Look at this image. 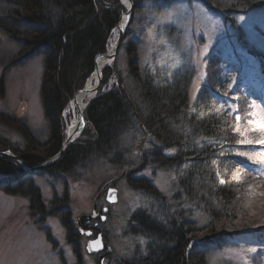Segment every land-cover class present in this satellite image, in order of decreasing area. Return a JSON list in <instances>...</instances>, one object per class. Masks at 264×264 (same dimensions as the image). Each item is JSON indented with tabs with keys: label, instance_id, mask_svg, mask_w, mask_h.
Instances as JSON below:
<instances>
[{
	"label": "rangeland",
	"instance_id": "rangeland-1",
	"mask_svg": "<svg viewBox=\"0 0 264 264\" xmlns=\"http://www.w3.org/2000/svg\"><path fill=\"white\" fill-rule=\"evenodd\" d=\"M119 2L123 12L117 25L130 7L127 0V7L123 0ZM133 3L131 0V9L116 54L108 60L105 67L114 65V69L125 76L126 56L124 46L120 45L121 42L124 44L132 41L135 46L133 58L139 67L148 62L154 53V46H163L167 50L171 48L172 64L190 65L193 78L188 92L189 100L196 95L200 84L209 79L207 58L213 52L221 55L220 59L227 62L220 65V73L221 77L229 78L230 91H235V80L245 83L244 86L241 85L239 102L236 95L228 96L231 101L228 110L236 112V121L242 123L239 125L243 137H248L244 144L249 146L241 150V154L239 151L236 154L244 157L243 160L247 161V164L244 167L236 166L232 171L233 178L247 189V195L241 196V200L237 199L236 206L232 209L234 217L225 225L219 224L220 226L216 227L219 235L216 234L212 239L230 233L264 229V197L248 193L249 186L253 192H264V176L261 175L264 172V143L261 142L264 141V79L259 77V73L255 74L253 68L259 59L264 61V10L233 12L232 22L223 18L203 0H156L157 5H154L153 1L143 0L141 3L137 2L139 8L135 9ZM4 4L5 0H0V11ZM159 24L171 26L173 35L170 38H161L154 33V26ZM117 25L109 34L103 54L110 52L116 43L119 34ZM105 67L101 71V80L96 91L91 93L89 99L86 97L82 114L83 126L72 141L74 143L86 141L93 134L92 124L86 119L88 102L99 89L110 88L115 83L112 77H109V80L106 78L105 82ZM43 69L42 54L26 58L19 43L0 28V141H5L9 146L8 150L2 152L19 158L14 154V150L18 151L24 146V131L36 141V148L31 154L42 157L40 163L28 164L33 168H28L9 157L17 164L18 169L13 175L10 174L11 184L8 189L0 188V264H128L131 260L140 259L145 253L147 243L141 235L135 234L136 226L130 224L129 220L133 214L149 213V208L158 204L163 209L170 204L174 209L177 202L173 199L178 191L173 174L167 170L142 167L140 155L154 146L151 135L145 134L147 128L141 126L142 123H136V126L134 123L133 127L120 135L116 144L121 162L101 157L96 161L91 159L89 163L82 164L81 168L73 169V173L49 169L60 156L51 164L50 160L54 155L44 157L54 135L52 130L55 128L44 117L40 94ZM240 70L248 72L243 74ZM90 78L93 79L94 75ZM102 82L105 84L101 85ZM86 84L87 81L82 90ZM75 95L68 100L59 116L60 125L57 132L62 136L61 147L71 123L73 112L70 104ZM243 101L248 102L244 108L240 107ZM46 163L48 165L42 166ZM41 166L42 168H37ZM3 176L0 174V179ZM132 179L147 180L166 204H162L160 199V202L154 201L150 207L151 197L136 189L133 184L136 181L133 182ZM30 183L39 188L46 210L56 206L54 215L44 216L29 210L25 189ZM106 183H109L107 188L116 191V201L113 203L106 202L107 189L103 190ZM95 205L102 220L96 219L85 224L94 225V228L100 227L103 233L101 237L105 239L106 248L109 249L108 252L104 249L96 254L89 253L86 248L88 242L96 238L80 231L85 230L81 220L93 215ZM183 206L187 207L188 204ZM61 216L66 217L71 224L72 234L77 233V236L68 238V229L62 223ZM191 216L196 217L197 229L207 222V216L202 213H191ZM194 236L192 242L201 243L206 235L198 231ZM247 245L249 244L241 240L215 242L210 245L214 251L209 255V264H221L222 261L225 264L246 263L245 254L249 255L257 247L252 245L248 248ZM258 247L264 254V247Z\"/></svg>",
	"mask_w": 264,
	"mask_h": 264
},
{
	"label": "trees",
	"instance_id": "trees-1",
	"mask_svg": "<svg viewBox=\"0 0 264 264\" xmlns=\"http://www.w3.org/2000/svg\"><path fill=\"white\" fill-rule=\"evenodd\" d=\"M141 1L133 0L134 9L139 8L137 2ZM150 1L157 5L156 0ZM203 1L232 22L233 12L264 10V0ZM122 12L119 0H5L0 11V28L19 43L26 58L44 56L40 94L44 117L55 128L44 157L59 151L62 138L57 132L59 116L68 100L82 90L94 73V61L105 52L109 34ZM153 32L161 38L173 35V29L168 25H155ZM120 46H124L126 56L125 76L117 72L114 65L105 67V82L112 77L115 83L110 88L99 89L86 107V119L92 124L93 134L86 141L69 144L49 169L72 172L91 159L96 161L101 157L121 162L116 144L120 135L134 123L135 126L142 123L154 146L141 151V165L173 174L178 191L173 200L177 204L174 209L170 204L164 209L158 204L148 207L149 213L131 216L129 222L136 226L135 234L141 235L147 245L144 255L128 264H209V255L214 251L210 245L221 240H241L249 244L248 248L257 246L249 255L245 254L246 263L243 264H264V254L258 247H264V229L212 239L219 235L216 227L234 217L232 209L237 199L247 195V189L233 178L232 171L236 166L247 164L244 157L236 154L249 146L244 144L248 137H243L236 112L228 110L231 102L228 96L236 95L239 102L241 85L245 83L235 80V91H230L229 78L221 77L220 73V65L227 62L213 52L214 58L212 55L207 58L210 82L201 83L196 95L189 100L193 70L188 64H172L171 48L154 46L153 55L139 67L133 58V42H121ZM253 68L255 74L259 73L264 79V61L259 59ZM247 103L243 101L240 107L244 108ZM22 133L24 146L14 150V154L24 163H40L42 157L31 154L36 141L24 131ZM8 149L6 142L0 141V152ZM16 169L17 164L12 159L0 156V174L5 175L0 179V188L8 189L10 174L13 175ZM132 181H136L133 183L136 189L151 197L150 207L160 199L166 204L147 180V183L145 179ZM27 186L25 195L29 210L44 216L54 215L56 206L46 210L39 188L31 183ZM185 203L187 207L183 206ZM191 213L207 216L206 224L197 229L196 217ZM61 221L68 229V238L77 236V233L72 234L66 217L61 216ZM198 231L206 235L203 243L192 242ZM221 264L225 263L222 261Z\"/></svg>",
	"mask_w": 264,
	"mask_h": 264
},
{
	"label": "water",
	"instance_id": "water-1",
	"mask_svg": "<svg viewBox=\"0 0 264 264\" xmlns=\"http://www.w3.org/2000/svg\"><path fill=\"white\" fill-rule=\"evenodd\" d=\"M127 2L129 3L130 7L127 8L126 13L124 14L125 17H128L129 12H130V9H131V0H127ZM120 21H121V20H120ZM120 21H119V23H118V25H117V27H118V29H119V30H118V31H119V34H118V37H117L116 43H115L114 46H113V49L109 52L108 55H107L106 53H105V54H102V55L98 56V57L95 59V61H94V70H95V72H96V79H95L94 86H93V88H92L93 91H96V89H97V87H98V85H99V83H100V80H101V70H99V69H98V66H97V61H98V59H100V58H102V57H105V56L109 57V59H110L111 57H114V55L116 54V51H117V49H118V46H119V44H120V41H121V39H122V35H123V31H124V26H121V25H120ZM124 25H125V24H124ZM80 92H85V88H84L83 90H81ZM80 92H78V93L75 95L74 99H76L77 95H78ZM79 120L82 121V113H80V112H79ZM74 139H75V137L72 138L71 135H68V136L66 137L65 141H64L63 144H62V147L59 149V151H58V152L53 156V158L50 160V164L53 163V162L55 161V159H56L58 156H60V154L63 152V150H64V149H65V148H66V147H67V146H68V145H69ZM0 156L11 157V158H13L14 160H16L17 162H20L21 164L27 166L28 168H33L32 166H29L28 164L23 163L22 160H20L19 158H17L16 156H14V155H12V154H10V153H8V152H0ZM46 165H48V163H46L45 165H42V166H46ZM42 166H41V167H37V168H42ZM108 184H109V183H106L105 186L103 187V189H107L106 202H108V203H113V202L116 201V197H115L116 191H115V189H113V188H107ZM103 211L105 212L106 209H103ZM88 234H89V233H88ZM95 241H98V243H95V244H94L93 242H95ZM102 244H103V243L101 242V236L99 235L96 239H94V240H90V241L88 242V245H87L86 248H87V250H88L89 253H96V252H98V251L102 248ZM108 250H109V249L107 248V251H106V252H108Z\"/></svg>",
	"mask_w": 264,
	"mask_h": 264
},
{
	"label": "bare ground",
	"instance_id": "bare-ground-1",
	"mask_svg": "<svg viewBox=\"0 0 264 264\" xmlns=\"http://www.w3.org/2000/svg\"><path fill=\"white\" fill-rule=\"evenodd\" d=\"M125 7L128 6L126 0H123ZM126 22L125 16L122 17L121 21H120V25L124 26ZM107 55L109 54L106 53ZM109 60V57L105 56L102 57L100 59H98L97 61V66L98 69L102 71V69L107 65V62ZM94 75V80L92 78H88L87 79V84L85 86V92H80L76 99L71 100V110L73 112L72 114V119H71V123L69 124L68 128H67V136L71 135L72 138L76 137L77 134L79 133V131L82 129L83 126V120H79V112L80 113H84V108H85V103H86V97H88V99L90 98L91 93L93 92L92 88L94 86L95 83V79H96V72L94 70V73L92 74Z\"/></svg>",
	"mask_w": 264,
	"mask_h": 264
},
{
	"label": "flooded vegetation",
	"instance_id": "flooded-vegetation-1",
	"mask_svg": "<svg viewBox=\"0 0 264 264\" xmlns=\"http://www.w3.org/2000/svg\"><path fill=\"white\" fill-rule=\"evenodd\" d=\"M95 208L96 209L93 211V213H92L93 215L92 216H87V217L83 218V220H81L80 223H82L81 225L85 227V230L80 229V231H81V233H84V234L87 233L88 231H90L91 233H90L89 237H95V238H97L99 235L101 236V233H102V230H100V227L97 228V226H96V228H94V225L93 226H86V224H88L89 221L90 222L91 221H95L96 219L97 220L99 219L100 221L102 220V216H98L99 211H98V208H97L96 205H95ZM94 224L97 225V223H94ZM101 242L103 243L102 244V248L97 253H101V252H103L104 249L105 250L107 249L106 248L107 245H106L105 239H103V237H101ZM101 255L103 256V253Z\"/></svg>",
	"mask_w": 264,
	"mask_h": 264
},
{
	"label": "snow or ice",
	"instance_id": "snow-or-ice-1",
	"mask_svg": "<svg viewBox=\"0 0 264 264\" xmlns=\"http://www.w3.org/2000/svg\"><path fill=\"white\" fill-rule=\"evenodd\" d=\"M125 19H127V17H125ZM262 135H264V129H262ZM261 142L264 143V141H261ZM261 175L264 176V172H262ZM248 193H249V195H259L261 197H264V192H253L251 186H249ZM93 243L94 244L98 243V241H95Z\"/></svg>",
	"mask_w": 264,
	"mask_h": 264
}]
</instances>
